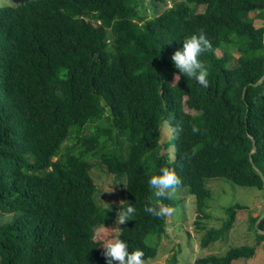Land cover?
Segmentation results:
<instances>
[{"label":"trees","instance_id":"trees-1","mask_svg":"<svg viewBox=\"0 0 264 264\" xmlns=\"http://www.w3.org/2000/svg\"><path fill=\"white\" fill-rule=\"evenodd\" d=\"M156 9L146 0L0 4V215L9 216L0 224V264H105L95 231L114 226L117 210L98 203L95 159L124 183L123 203L136 208L118 235L129 251L142 249L145 264L158 255L168 217L144 206L176 207L147 187L162 165L196 198L200 231L209 180L264 192L250 160L255 141L253 162L264 174V81L255 86L264 76V24L257 28L250 17L256 12L264 22V0H181ZM201 30L211 45L199 57L209 70L206 89L174 80L171 60ZM231 50L239 54L235 65ZM165 128L170 143H162ZM243 209L225 208L227 219L201 245L225 239ZM259 217L252 230L262 241ZM255 254L244 245L195 264Z\"/></svg>","mask_w":264,"mask_h":264},{"label":"rangeland","instance_id":"rangeland-1","mask_svg":"<svg viewBox=\"0 0 264 264\" xmlns=\"http://www.w3.org/2000/svg\"><path fill=\"white\" fill-rule=\"evenodd\" d=\"M16 0H0V4ZM156 6L157 13L163 12L165 5L170 8L181 0H167L164 5L158 0H146ZM152 12L150 11V14ZM250 17L254 20L257 28L263 26L264 22L257 18V13L253 12ZM235 60L239 54L231 50ZM219 55L220 52H219ZM172 142L170 132L164 129L162 143ZM169 156L174 159V145L171 143ZM92 178L97 187V200L100 206L112 207L118 210L121 202L124 201V183L110 174L106 167L98 159L92 161ZM208 188L212 191V199L207 208L208 219L201 220L204 230H198L196 198L189 193L188 188H177L172 199L176 204L173 212L168 216L167 234L161 239L158 255L154 260L147 264H173V257L177 254V264H195L198 259L206 258L211 255L223 256L231 248L249 245L256 247L255 257L252 259H240L235 264H264V240L258 241L257 236L252 230V218L261 216L264 212V192L256 188L238 187L222 180H209ZM239 204L245 209L239 210L233 226L229 229L225 239L211 244L209 247L201 245V239L210 228L219 229L227 216L225 208ZM2 214V213H0ZM9 218L8 215H0V224ZM119 227V228H118ZM120 225L101 226L95 231V239L104 242L118 235ZM190 235H189V234Z\"/></svg>","mask_w":264,"mask_h":264},{"label":"clouds","instance_id":"clouds-1","mask_svg":"<svg viewBox=\"0 0 264 264\" xmlns=\"http://www.w3.org/2000/svg\"><path fill=\"white\" fill-rule=\"evenodd\" d=\"M182 41V47L171 56L174 68L178 70V73L174 74V80L178 81L183 76L188 81H195L204 89L208 88L209 70L199 57L211 47L209 40L201 30L199 34H192ZM192 131L193 133L197 132V127L194 126ZM180 183L181 178L175 169L163 165L159 168L158 174L150 175L147 179L149 191L153 197L161 201L171 199ZM143 211L156 218H166L173 212V208L163 204H147ZM135 213L134 204L121 202V207L117 210L115 225H123L126 221L131 220ZM100 245L103 246L102 255L105 258V264H114V262L117 264H145L142 249L136 248L129 251L128 242L121 239L119 235L105 240Z\"/></svg>","mask_w":264,"mask_h":264},{"label":"water","instance_id":"water-1","mask_svg":"<svg viewBox=\"0 0 264 264\" xmlns=\"http://www.w3.org/2000/svg\"><path fill=\"white\" fill-rule=\"evenodd\" d=\"M263 81H264V76L261 78V80H260L259 82H257V83L255 84V86H259ZM256 152H257V145H256V142L253 141V151H252V154H254V153H256ZM252 154H251V156H250V160H251V162H252V165H253L254 169L257 171V173L259 174L261 180L263 181V185H264V174H263V172H262L258 167H256V165L254 164V162H253V158H252ZM263 219H264V212L261 214V216L259 217L258 221H257L256 224H255V228H256V229H258V225H259V223H260ZM258 232H259V234H263V233H264V231H261V230H259Z\"/></svg>","mask_w":264,"mask_h":264},{"label":"bare ground","instance_id":"bare-ground-1","mask_svg":"<svg viewBox=\"0 0 264 264\" xmlns=\"http://www.w3.org/2000/svg\"><path fill=\"white\" fill-rule=\"evenodd\" d=\"M264 234V233H263Z\"/></svg>","mask_w":264,"mask_h":264}]
</instances>
